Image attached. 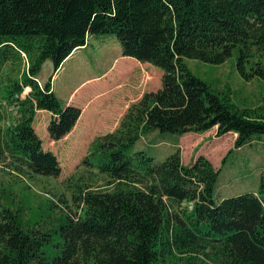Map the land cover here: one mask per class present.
<instances>
[{"label": "trees", "instance_id": "16d2710c", "mask_svg": "<svg viewBox=\"0 0 264 264\" xmlns=\"http://www.w3.org/2000/svg\"><path fill=\"white\" fill-rule=\"evenodd\" d=\"M89 35H112L122 56L159 68L160 87L93 141L102 155L94 167L105 184L75 187L72 201L81 214L59 217L55 255L44 256L46 233L1 210L0 264H264L263 197L246 191L214 199L217 172L201 156L183 166L178 149L162 161L129 151L151 132L215 128V136L234 134L235 148L264 136V104L251 117L183 61L219 64L233 54L241 80L263 79L264 0H0V68L25 63L20 80L0 90V100L14 102L18 115L0 127V164L59 175L56 157L42 150L32 128L34 111L51 115L45 131L55 142L71 130L79 109L61 105L49 82L40 88L35 79L45 60L56 71Z\"/></svg>", "mask_w": 264, "mask_h": 264}, {"label": "rangeland", "instance_id": "374dc122", "mask_svg": "<svg viewBox=\"0 0 264 264\" xmlns=\"http://www.w3.org/2000/svg\"><path fill=\"white\" fill-rule=\"evenodd\" d=\"M106 36L109 38V44L103 46V48L108 47L106 52H120L116 39L112 35ZM85 42L88 45V37ZM183 61L193 76L218 94L228 93L229 101L234 107L239 110L245 109L251 117H257L260 107L264 104V78L252 79L248 82L241 80L234 68L233 54L219 64L206 63L193 58H184ZM24 67L23 61L19 66L15 63H6L1 67L0 90L10 81H19V72ZM59 72L61 69L57 73ZM52 73L51 62L46 60L35 79L38 87L41 88L47 81L50 86ZM107 75L108 78H120L123 84L118 89L110 80L107 82L110 86L109 93L112 95L106 101L99 137L111 133L116 128L120 117L112 122L110 119L114 111L112 106L117 104L120 97L124 98L132 94L138 99L144 93L157 91L160 87V78L158 81L156 77L151 76L150 80L145 75L139 76V72L136 70L133 75L126 77V68L119 70L114 67L107 72ZM24 90L16 98L18 101L22 100L28 92V90ZM82 101L87 104H95V100L90 96L87 88L83 90ZM14 104L12 102L7 105L3 100H0V127L2 129L14 124L18 117L17 106ZM78 109L79 116L76 123L82 113L81 109ZM46 113L45 111H34L32 128L42 143V149L44 151L52 150L55 155L57 154L60 173L56 178H53L33 175L24 169L15 172L13 166L5 160L0 164V212L1 210L15 212L23 227H31L46 233L50 244L43 247V253L46 258H49L55 255L59 248V217L65 214L71 219H76L81 214L78 205L72 201L75 187L88 185L92 189H98L99 186L105 184V180L97 174L94 167V164L99 163L102 157L101 153L96 152L92 146L93 141L98 137L90 141L84 149L80 148L77 145L79 143L77 136L80 137L81 134L79 131L74 130V132L72 127L60 141L51 142L45 131L48 122ZM84 119L85 114L77 128L85 123ZM235 137L232 133L215 136L214 129L203 135L197 143H195L197 137L185 136L181 145H177L180 159L182 153L184 162L193 157L195 160L197 158L195 156L203 148V155L206 154V156L202 154L200 156L205 158L217 172L214 199L251 191L253 186H256L255 190L259 196L264 198V136L252 138L245 146L237 148L233 145ZM139 140L143 144L146 143L143 137ZM139 144L140 142H137L129 151L138 150ZM166 144H168L167 141L162 144L163 148H166ZM84 161L85 163H83Z\"/></svg>", "mask_w": 264, "mask_h": 264}, {"label": "crops", "instance_id": "0c3cea01", "mask_svg": "<svg viewBox=\"0 0 264 264\" xmlns=\"http://www.w3.org/2000/svg\"><path fill=\"white\" fill-rule=\"evenodd\" d=\"M88 39V45L85 42L81 47L74 49L69 55L64 58L59 68L52 73V82H50L49 86V90L54 94L61 105H71L81 109V116L77 123L75 122L73 131L75 130L80 132L81 138L77 136V140L79 141L77 145L78 147L83 149L88 145L90 141H92L96 137H99L98 135L101 130V118L105 109L106 101L112 95L109 93L110 86L107 84V82L110 80L114 85H116V87H118V89L119 86L121 87L123 84L120 78H108L107 72L109 70L113 69L114 67L119 70L122 68H126V77L128 75H133V72L136 70L137 72H139V76L145 75V77L147 78L154 76L158 79V81L161 76V70L159 68H155V66H152L147 62H139L133 57L122 56L120 52H106L108 47L103 48V46L109 44L108 38L89 35ZM45 61L42 63L41 67L44 65ZM59 69H61V72L57 73ZM156 69H159L160 71ZM84 88L89 89L90 96L95 100L94 105L87 104L82 101ZM154 92L155 91L146 93ZM140 97L141 96L136 99V96L134 97L132 94L124 98L120 97V99H118L117 101V104L112 106L114 107V111L110 122H112L113 120L116 121L119 117L121 118L129 104L133 103L136 100H139ZM46 114L49 121L51 115L49 113ZM83 114H85V123L82 124L80 128H77V125L80 122ZM90 120L91 122H89ZM213 129L215 130V128H212L210 130ZM209 131L199 134L185 133L182 135H166L151 132L143 137L146 140L145 144L141 143L142 141L140 140H137L135 142V144L137 142H140L138 150L136 151H143L146 155L152 157L154 160L162 161L175 149H178L177 145H181V142L185 136L197 137L198 139L195 140V143H197L200 141L201 137L207 134V132ZM61 139L55 142H58ZM165 141H167L168 144H166V148H163L162 144ZM200 150L201 151H199L195 157L200 156V154H204L203 148H201ZM47 151H50L52 154H54L52 150ZM54 156L57 157V154H54ZM203 156H206V154ZM193 158L184 162L183 154L181 153L180 163L183 166H189L193 162ZM255 187L253 186L250 192H256Z\"/></svg>", "mask_w": 264, "mask_h": 264}, {"label": "built area", "instance_id": "2783aa9c", "mask_svg": "<svg viewBox=\"0 0 264 264\" xmlns=\"http://www.w3.org/2000/svg\"><path fill=\"white\" fill-rule=\"evenodd\" d=\"M189 209H190V205H189V207H188Z\"/></svg>", "mask_w": 264, "mask_h": 264}]
</instances>
